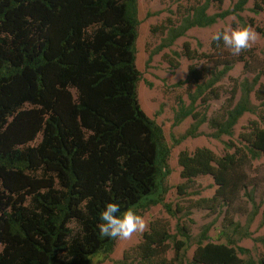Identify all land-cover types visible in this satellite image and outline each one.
I'll use <instances>...</instances> for the list:
<instances>
[{"label": "trees", "instance_id": "1", "mask_svg": "<svg viewBox=\"0 0 264 264\" xmlns=\"http://www.w3.org/2000/svg\"><path fill=\"white\" fill-rule=\"evenodd\" d=\"M211 1L178 11V23L168 18L152 27L167 33L159 50L193 27L238 14L249 0H238L233 10H223L224 0H215L220 11L213 14ZM255 5L264 10V0ZM139 24L138 0H0V264H93L95 256H109L116 239L101 237L97 227L108 202L119 203L121 216L128 209L141 215L156 205L182 211L165 201L171 147L137 93ZM251 24L264 34L254 20ZM224 46L212 40L215 51ZM184 51L189 59L206 55L188 41ZM221 63L223 69H206L208 74L191 65L187 78L178 82L195 84L197 90L191 104L175 112L173 125L189 116L196 123L175 142L194 135L205 121L215 137L232 136L239 119L256 111L252 94L259 101L258 119L240 133L242 144H228L233 151L218 155L198 147L178 156L187 182L210 175L217 184L214 195L194 205L213 213L226 207L224 228L242 238L250 232L242 229L238 214H249V226L260 207L247 188L248 167L264 157V67L252 81L235 79L226 109L207 119L194 105L197 96L203 103L221 97L215 83L234 60ZM244 66L250 69L246 59ZM39 134L40 142L30 144ZM185 185L179 186L181 192ZM242 191L251 211L241 209ZM179 229L185 235V226ZM208 231L209 226L201 233L192 264H264V257L240 256L248 253L243 246L208 240ZM171 237L167 224L154 221L117 264H177L186 241H178L176 256L169 258Z\"/></svg>", "mask_w": 264, "mask_h": 264}, {"label": "rangeland", "instance_id": "2", "mask_svg": "<svg viewBox=\"0 0 264 264\" xmlns=\"http://www.w3.org/2000/svg\"><path fill=\"white\" fill-rule=\"evenodd\" d=\"M139 1V20L138 36L136 39V67L139 70L140 78L137 82V93L140 104L146 114L162 127L165 142L171 147V155L169 158L170 174L166 178L167 192L165 201L171 204L173 210L178 207L182 211L170 213L162 205L152 206L144 210L141 215L146 219L149 229L154 221H159L169 226L172 235L169 240L170 249L167 253L169 258L176 256V243L181 240L186 241V246L180 252V258L177 264H192L194 251L198 245L199 238L203 229L209 226L208 240L213 242H229L237 246L247 248L248 253H240V256L247 258L252 256L256 260L264 257V157L256 159L248 167V174L251 184L248 186V193L254 194L257 204L260 205L259 213L255 215L253 222L248 226V213L238 214L237 220L242 223V229L249 230V235L242 238L239 233H235L233 229L228 232L224 228V217L226 207L217 209L216 212L206 208L195 206V201L201 197H211L215 194L217 184L210 175H200L192 181L187 182L181 176L182 167L178 163L180 151H193L198 147H209L218 155H223L227 151H233L230 148V142L240 146L242 139L240 133L247 131V125L253 119H258V111L260 103L252 94L251 99L257 107L255 112H246L234 127L233 135H223L215 137V129L209 126L208 121L202 123L194 135H189L182 139L180 143H176L175 139H180L192 127L196 120L189 116L180 124L173 125L175 112L182 104L189 106L192 102L197 85L183 84L178 86L179 81H184L189 72V67L194 65L199 69L204 68L213 72V69L221 70L224 65L221 62L234 60L232 69L215 83L221 92L219 99H213L203 103L201 97L197 96L194 105L195 112H200L207 119L213 115L222 113L229 103L231 90L234 86V80L237 78L248 79L253 78L262 71L264 67V34L257 31L255 26L251 24L254 20L255 25L264 29V10H256V2L261 3L262 0H249L245 9L238 14L231 13L224 19L218 20L215 24L207 27H193L188 30L185 35L179 37L169 46L159 47L166 41L167 33L161 31L153 32L152 27L166 24L168 18L176 20L178 23V11L182 13L185 9L205 0H138ZM238 0H224L222 9L233 10ZM220 11L217 1L212 0L209 13H217ZM249 26L256 33V40L253 46L244 50L239 56H233L231 52L224 46L219 51H215L212 47L213 35L220 30H232L237 27ZM188 41L191 48L198 50V53H205L202 58L189 59L184 51V42ZM153 54L152 59H150ZM243 56V57H240ZM236 58V59H234ZM248 60L250 69L244 66V59ZM220 64V66H218ZM248 67V66H247ZM206 76L200 82L209 79ZM264 82V75L261 76ZM191 85V86H190ZM76 97V91L72 90ZM240 91L236 95L239 99ZM41 140L39 134L35 141L30 144H38ZM186 184V191L181 192L179 186ZM243 210L247 206L251 211V203L249 197L242 191L241 202ZM185 226V235L179 229ZM145 230V231H146ZM139 232L127 240L116 239L113 252L109 256L99 255L93 258V264H117L122 261L125 253L139 244L142 240L143 233ZM188 233V234H187ZM207 241V240H205Z\"/></svg>", "mask_w": 264, "mask_h": 264}, {"label": "clouds", "instance_id": "3", "mask_svg": "<svg viewBox=\"0 0 264 264\" xmlns=\"http://www.w3.org/2000/svg\"><path fill=\"white\" fill-rule=\"evenodd\" d=\"M212 38L215 41L222 40L233 56H239L244 50L253 46L256 33L251 27L242 26L232 30L218 31ZM120 211L118 202L106 203L101 212V223L97 225L101 237L127 240L134 234L147 229L148 223L142 215L128 209L121 216Z\"/></svg>", "mask_w": 264, "mask_h": 264}]
</instances>
